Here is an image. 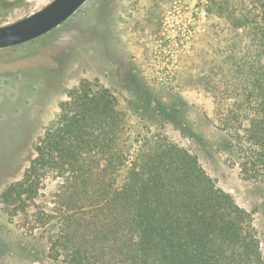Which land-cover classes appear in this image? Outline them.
Masks as SVG:
<instances>
[{
    "label": "trees",
    "instance_id": "trees-1",
    "mask_svg": "<svg viewBox=\"0 0 264 264\" xmlns=\"http://www.w3.org/2000/svg\"><path fill=\"white\" fill-rule=\"evenodd\" d=\"M210 6L187 67L210 97L209 111L196 106L217 137L203 148L240 181L264 185V0ZM58 111L0 194L8 218L44 243L39 264H264L257 208L237 204L202 150L156 128L134 148L117 97L87 81ZM183 115L169 108L161 128L200 149Z\"/></svg>",
    "mask_w": 264,
    "mask_h": 264
},
{
    "label": "rangeland",
    "instance_id": "rangeland-1",
    "mask_svg": "<svg viewBox=\"0 0 264 264\" xmlns=\"http://www.w3.org/2000/svg\"><path fill=\"white\" fill-rule=\"evenodd\" d=\"M4 1L11 5L0 7V25L28 16L51 0ZM213 1L218 0L195 7L192 0H88L47 40L1 49L0 194L34 158V148L57 118L58 103L87 81L117 97L134 148L156 128L186 148L202 150V165L237 204L257 208L254 223L264 234V185L240 181L203 148L217 139L196 109L202 105L209 111L210 97L196 81L197 71L187 67ZM188 28L192 34L187 39ZM169 108L184 114L187 131L204 138L200 149L181 137L179 128L175 131L166 123L161 128L159 119ZM44 251V243L11 221L0 202V264H39Z\"/></svg>",
    "mask_w": 264,
    "mask_h": 264
},
{
    "label": "water",
    "instance_id": "water-1",
    "mask_svg": "<svg viewBox=\"0 0 264 264\" xmlns=\"http://www.w3.org/2000/svg\"><path fill=\"white\" fill-rule=\"evenodd\" d=\"M87 1L51 0L40 10L0 26V50L20 46L33 40L42 42L47 40L58 31H62L64 29L62 24Z\"/></svg>",
    "mask_w": 264,
    "mask_h": 264
},
{
    "label": "built area",
    "instance_id": "built-area-1",
    "mask_svg": "<svg viewBox=\"0 0 264 264\" xmlns=\"http://www.w3.org/2000/svg\"><path fill=\"white\" fill-rule=\"evenodd\" d=\"M193 2H194V4H195V7H198V6H200V5H203V3H205L206 2V0H192ZM195 11H194V14H197V12H198V9L197 8H195L194 9ZM192 18V17H191ZM187 24H188V26H190V27H193V23L192 22H190V18H188V21H187ZM188 31H187V34H186V38L188 39V36H190L191 34H192V30L191 29H187Z\"/></svg>",
    "mask_w": 264,
    "mask_h": 264
},
{
    "label": "flooded vegetation",
    "instance_id": "flooded-vegetation-1",
    "mask_svg": "<svg viewBox=\"0 0 264 264\" xmlns=\"http://www.w3.org/2000/svg\"><path fill=\"white\" fill-rule=\"evenodd\" d=\"M8 5H10V3H6L4 0H0V7H4V6H8ZM0 26H2V25H0Z\"/></svg>",
    "mask_w": 264,
    "mask_h": 264
}]
</instances>
